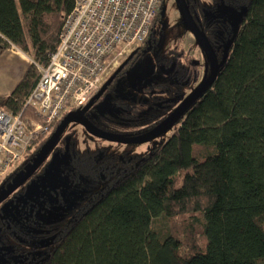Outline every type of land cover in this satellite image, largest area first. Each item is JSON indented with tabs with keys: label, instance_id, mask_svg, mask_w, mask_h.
Returning a JSON list of instances; mask_svg holds the SVG:
<instances>
[{
	"label": "trees",
	"instance_id": "obj_1",
	"mask_svg": "<svg viewBox=\"0 0 264 264\" xmlns=\"http://www.w3.org/2000/svg\"><path fill=\"white\" fill-rule=\"evenodd\" d=\"M213 1L205 7L186 0L216 46L223 48L238 26L211 85L166 139L132 165L119 162L126 170L65 221L57 218L56 205L65 207L63 186L81 187L100 168L99 150L80 151L68 132L75 123L68 124L35 173L0 203V264H264V0ZM73 4L0 0V31L6 33L0 32V54L14 44L33 59L12 91L0 96V108L34 117L26 99ZM161 5L129 64L154 45L162 27ZM228 7L240 13L238 21ZM17 20L18 36L8 31ZM156 64L173 65V71L165 75L158 67L153 79L127 94L112 91L126 79L123 70L106 91H111L107 106L96 108L95 100L85 118L120 135L158 124L184 97V87L199 80L200 63L176 44ZM61 118L29 144L0 190L32 162ZM161 215L168 220L166 231L154 227Z\"/></svg>",
	"mask_w": 264,
	"mask_h": 264
},
{
	"label": "built area",
	"instance_id": "obj_2",
	"mask_svg": "<svg viewBox=\"0 0 264 264\" xmlns=\"http://www.w3.org/2000/svg\"><path fill=\"white\" fill-rule=\"evenodd\" d=\"M163 0H74L58 45L25 104L34 117L0 108V182L31 142L71 108L83 106L108 76L117 57L145 40Z\"/></svg>",
	"mask_w": 264,
	"mask_h": 264
},
{
	"label": "rangeland",
	"instance_id": "obj_3",
	"mask_svg": "<svg viewBox=\"0 0 264 264\" xmlns=\"http://www.w3.org/2000/svg\"><path fill=\"white\" fill-rule=\"evenodd\" d=\"M199 1L205 7H212L215 5V2L213 0ZM161 7V31L158 34L157 39H155L154 45H148L142 50V59L138 60L134 64V66L129 70L126 79L118 84L117 88L120 92H127V94L131 92L134 93L137 90L136 87H139L144 82L151 80V78H154L155 74L153 76V72L156 68L158 57L165 49H168L176 44L187 51H191V53L199 59L201 64V74L199 82L203 78L205 63L202 57L201 49L194 36L187 29V26L181 16L177 0H163ZM226 10L232 15L234 20H239L240 13L238 11L235 12L232 8L229 7ZM219 14L221 13L219 12ZM9 30L10 32H13L14 35H20L22 31L21 22L18 20L15 24L9 27L8 31ZM123 57L124 56L117 57L114 60L113 58H111L112 60L107 69L108 74L119 65L120 61L123 60ZM106 79L107 77L104 79V81ZM196 84L188 85L184 89L185 94L189 93L196 86ZM133 93L130 95L133 96ZM71 126L72 127L68 130V132L72 134L75 145L80 151H84L85 149L99 150L98 156L96 157V163L97 166H100V168L97 167L98 176H96V178H94V180L92 181L84 182L81 187L78 186L77 188V186L74 187L70 185L69 188L66 186V189V187L63 186L64 193L63 191L61 193H63V196L65 197V207H58V204H60V202L58 204L56 203V205L58 216L57 218H63L65 221L70 220L73 213L76 212L78 208L85 209L86 207H88L91 204L92 198L95 196V194L101 193L103 189H105L114 180L113 176H115V173L118 174L126 170L119 166V162L123 163V161H127L128 163H130V165H132L137 161V159H141V157H144L145 154L148 153V151L161 139H166L172 132V129L168 130L162 136L148 142L138 144H124L94 137L88 134L79 124L75 123ZM24 156L25 153L22 155L19 162L22 160V158H24ZM17 164H15L10 169V171H12ZM108 166H112L116 169H108ZM126 166H128V164H126ZM103 167L106 168L105 172H103ZM187 168L188 166L181 167V169ZM61 189H58L59 193ZM66 194L70 196V199L66 197ZM154 227L162 231H166L168 229L167 218L164 215L157 217L154 220Z\"/></svg>",
	"mask_w": 264,
	"mask_h": 264
},
{
	"label": "water",
	"instance_id": "obj_4",
	"mask_svg": "<svg viewBox=\"0 0 264 264\" xmlns=\"http://www.w3.org/2000/svg\"><path fill=\"white\" fill-rule=\"evenodd\" d=\"M177 4L181 13V16L188 26L189 30L192 34L198 39L200 44L202 45L205 53L208 56L209 64H210V73L208 76H204V78L199 82V84L192 89L184 98L155 126L150 128L149 130L137 134L134 136H123L114 133L107 132L102 130L91 122H89L84 113L89 108L92 101L99 97L105 90L106 86L112 81L114 76L117 72L122 68L124 63L132 56L135 50L129 53L128 58L120 64V66L114 71V73L106 79L97 92L89 99V101L84 104L82 107H78L76 109L70 110L66 112V114L61 118L58 125L56 126L55 130L50 134L47 140L43 143V145L38 150L37 154L34 156L32 162L22 171H20L12 180L11 182L0 190V203L7 199L13 192H15L20 186H22L40 167L43 161L49 155L53 145L55 144L56 140L59 138L61 133L63 132L64 128L69 123H76L81 125L84 130L97 138L105 139L108 141L119 142L124 144H138L144 143L150 140H153L163 134H165L172 126L186 113L189 107L193 104L195 100H197L204 91L211 85L215 76L218 73L220 64L225 60L229 47L232 43L234 35L238 29V26L234 25V35L226 42L224 47V54L223 59L218 63L216 54L205 39L204 35L196 25L186 3V0H177ZM107 104V99L104 98L97 107H103Z\"/></svg>",
	"mask_w": 264,
	"mask_h": 264
},
{
	"label": "flooded vegetation",
	"instance_id": "obj_5",
	"mask_svg": "<svg viewBox=\"0 0 264 264\" xmlns=\"http://www.w3.org/2000/svg\"><path fill=\"white\" fill-rule=\"evenodd\" d=\"M195 21V20H194ZM196 23V22H195ZM186 24V23H185ZM196 25H197V23H196ZM187 26V25H186ZM198 26V25H197ZM198 28L200 29V31L202 32V34L204 35V37H205V39L208 41V43L211 45V47L213 48V50H214V52H215V54H216V57H217V61H218V63L223 59V54H224V47H225V44H226V42L224 43H222V45H223V48H221V47H219V46H216L205 34H204V32L201 30V28L198 26ZM187 29H188V31L192 34V32L189 30V28H188V26H187ZM193 35V34H192ZM194 36V35H193ZM194 38L196 39V41L198 42V44H199V47H200V49H201V53H202V57H203V60H204V63H205V68H204V72H203V78H204V76L206 75V76H208L209 75V73H210V64H209V59H208V56H207V54L205 53V51H204V49H203V47H202V45L200 44V42L198 41V39L194 36ZM136 49V48H135ZM134 49V50H135ZM133 51V50H132ZM131 51V52H132ZM187 51V50H186ZM188 52H190L191 53V51H188ZM192 54V53H191ZM128 56H129V54L128 55H126V56H124L123 57V60H121L120 61V63H119V65L117 66V67H115L109 74H108V76H107V79L114 73V71L120 66V64H122L127 58H128ZM138 57V55H136V50L134 51V53L132 54V56L124 63V65L122 66V68L119 70V72H117L116 73V75L114 76V78L112 79V81L106 86V88H105V90H104V92L99 96V97H97V98H95L93 101H92V103L90 104V106H89V108L93 105V102L96 100L97 101V104H95V106H96V108H104V107H106L107 106V104H108V102H109V99H110V97H109V95H111V91H108L109 93L106 95V91L108 90V88L110 87V85L113 83V81H114V79L117 77V75L119 74V73H121V72H123V70H127L126 71V73L128 74V72H129V70L134 66V64L138 61V60H140V59H142V56H140V58H137V60L136 61H133L134 63L133 64H129L131 61H132V59H133V57ZM195 56V55H194ZM196 57V56H195ZM197 58V57H196ZM197 61L200 63V61H199V59L197 58ZM157 63V62H156ZM158 67H159V69H160V71L163 73V74H165V75H167V74H169V73H171L172 71H173V65H171V66H168V67H164L163 65H158ZM157 65H156V68H155V70H154V72H153V76H154V74L156 73L155 71H157ZM200 67H201V64H200ZM126 74V75H127ZM200 74H201V68H200ZM126 75H124V76H126ZM202 78V79H203ZM151 79H153V78H151ZM201 79V80H202ZM199 80H200V75H199ZM199 80L197 81V82H199ZM117 82V81H116ZM115 82V83H116ZM196 82V83H197ZM115 83H114V85H115ZM196 83H194V84H196ZM199 83H197L196 84V86L198 85ZM102 85V84H101ZM190 85V84H189ZM188 86V85H187ZM186 86V87H187ZM195 86V87H196ZM186 87H184V88H186ZM194 87V88H195ZM100 88V87H99ZM193 88V89H194ZM116 90H118L117 88H115V87H113L112 88V91H114V92H116ZM97 92V91H96ZM95 92V93H96ZM94 93V94H95ZM93 94V95H94ZM188 94V93H187ZM187 94H185V95H187ZM92 95V96H93ZM184 95V96H185ZM91 96V97H92ZM104 98H106L107 99V104L105 105V106H103V107H97V105L104 99ZM184 98V97H183ZM182 98V99H183ZM181 99V100H182ZM180 100V101H181ZM89 101V100H88ZM87 101V102H88ZM179 101V102H180ZM86 102V103H87ZM178 102V103H179ZM85 103V104H86ZM82 107V106H81ZM78 108V107H77ZM80 108V107H79ZM88 108V109H89ZM76 109V108H75ZM87 109V110H88ZM73 110V109H72ZM70 111V110H69ZM86 113V112H85ZM85 113H84V115H85ZM152 128V127H151ZM140 129V127L139 128H137V130H139ZM150 129V128H149ZM149 129H147V130H149ZM103 130V129H102ZM147 130H141V131H139V132H136V133H131V132H125V134L123 135V136H134V135H137V134H141V133H143V132H145V131H147ZM108 132V131H107ZM111 133V132H110ZM115 134V133H114ZM118 135H120V134H118ZM162 136V135H161ZM160 137V136H159ZM101 139V138H100ZM148 142V141H147Z\"/></svg>",
	"mask_w": 264,
	"mask_h": 264
},
{
	"label": "crops",
	"instance_id": "obj_6",
	"mask_svg": "<svg viewBox=\"0 0 264 264\" xmlns=\"http://www.w3.org/2000/svg\"><path fill=\"white\" fill-rule=\"evenodd\" d=\"M32 60L29 54L14 44L0 54V96L12 91Z\"/></svg>",
	"mask_w": 264,
	"mask_h": 264
}]
</instances>
